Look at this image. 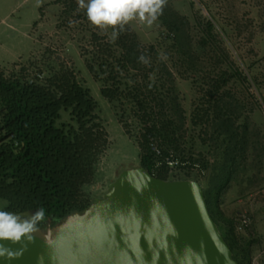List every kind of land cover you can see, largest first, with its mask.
<instances>
[{"label":"trees","instance_id":"trees-1","mask_svg":"<svg viewBox=\"0 0 264 264\" xmlns=\"http://www.w3.org/2000/svg\"><path fill=\"white\" fill-rule=\"evenodd\" d=\"M53 4L62 7L60 17L77 11L75 0ZM157 22L163 33L151 43L141 42L129 25L114 41L111 29L92 32L79 47L80 56L124 135L135 141L141 169L167 181L165 166L157 164L164 157L178 162L184 158L181 130L186 124L199 129L202 147L220 151L221 162L204 180L203 198L217 229V221L224 228V233L218 231L232 259L248 264L253 238H238L232 220L218 210L236 160L248 147V126L237 123L238 100L228 86L248 79L223 46L228 35L215 28L212 17L193 26L197 36L186 18L169 6ZM142 53L150 58V66L138 62ZM160 53L167 54L166 61L158 59ZM180 83L196 95L188 118ZM250 83L256 86L253 78ZM108 146L96 102L72 68L48 58V63L31 62L8 74L0 69V199L6 202L5 211L33 215L43 208L45 219L38 225L43 232L82 213L92 204L84 187L93 182Z\"/></svg>","mask_w":264,"mask_h":264},{"label":"rangeland","instance_id":"rangeland-1","mask_svg":"<svg viewBox=\"0 0 264 264\" xmlns=\"http://www.w3.org/2000/svg\"><path fill=\"white\" fill-rule=\"evenodd\" d=\"M54 1L40 0L37 4V0H0V69L8 74L22 66L28 68L31 62L48 63V58L56 59L72 68L78 81L89 90L109 140L93 182L84 187L88 200L94 203L103 199L115 183L139 169L138 148L133 139L124 135L109 103L99 93V83L90 77L80 56L79 47L86 44L90 34L103 32L88 22L85 12L76 16L84 11L78 10L77 0V11L63 17H60L62 7L53 4ZM166 6L186 18L191 30L201 20L212 17L215 28L225 30L228 35L223 46L248 79L246 83L236 81L228 86L230 94L238 100L237 123L248 126V147L243 158L236 160L218 199V210L230 220L238 213H246L252 221L259 218V227L264 230L261 215L264 210V0H167ZM128 25L143 43H151L163 33L158 22L151 28L135 20ZM192 34L197 36V30H192ZM250 78L256 86L250 83ZM178 89L188 118L196 95L186 83H180ZM61 116L67 121L65 112ZM181 131L184 158L178 160L184 164L172 169L165 167L166 178L195 181L204 190L205 178L221 162L220 151L211 144V147L200 145L198 128L190 129L186 124ZM5 208L6 202L0 199V210ZM217 222L219 231L224 233L220 221ZM252 232V226L246 234L234 231L238 238L244 235L253 238L250 256L261 250V242Z\"/></svg>","mask_w":264,"mask_h":264},{"label":"water","instance_id":"water-1","mask_svg":"<svg viewBox=\"0 0 264 264\" xmlns=\"http://www.w3.org/2000/svg\"><path fill=\"white\" fill-rule=\"evenodd\" d=\"M6 246L19 251L0 264H237L199 183L140 167L82 213Z\"/></svg>","mask_w":264,"mask_h":264},{"label":"clouds","instance_id":"clouds-1","mask_svg":"<svg viewBox=\"0 0 264 264\" xmlns=\"http://www.w3.org/2000/svg\"><path fill=\"white\" fill-rule=\"evenodd\" d=\"M40 0H37L39 4ZM78 10H84L88 22L106 33L111 29V40L118 38L132 21H139L151 28L163 14L167 0H77ZM167 54L160 53L158 59L167 60ZM138 62L150 66V58L142 53ZM151 87V85H150ZM45 219V210L39 208L31 216H21L0 210V258H13L19 250L6 246L31 241L38 225Z\"/></svg>","mask_w":264,"mask_h":264},{"label":"built area","instance_id":"built-area-1","mask_svg":"<svg viewBox=\"0 0 264 264\" xmlns=\"http://www.w3.org/2000/svg\"><path fill=\"white\" fill-rule=\"evenodd\" d=\"M151 149L156 155L160 154L159 149L154 144H151ZM162 164L165 167L172 169L178 165H183L184 163H180L177 160L170 158L169 156L164 157L163 160L157 164V166ZM195 167L198 168V166ZM261 215L264 218V210L262 211ZM232 224L235 232L246 234L252 226V218L246 213H238L232 218ZM248 264H264V246L258 253L250 256Z\"/></svg>","mask_w":264,"mask_h":264},{"label":"crops","instance_id":"crops-1","mask_svg":"<svg viewBox=\"0 0 264 264\" xmlns=\"http://www.w3.org/2000/svg\"><path fill=\"white\" fill-rule=\"evenodd\" d=\"M260 221L261 220L259 218H256V217H255V219H253V221H252L253 222V224H252V229H253L252 236L257 238L261 242V250H262V248L264 246V241H263L264 230L259 227Z\"/></svg>","mask_w":264,"mask_h":264}]
</instances>
